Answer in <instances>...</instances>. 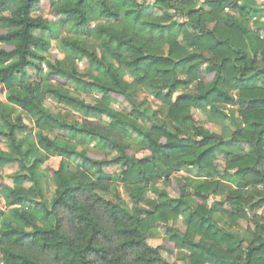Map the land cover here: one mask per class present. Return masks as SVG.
I'll return each instance as SVG.
<instances>
[{
	"label": "clouds",
	"instance_id": "obj_1",
	"mask_svg": "<svg viewBox=\"0 0 264 264\" xmlns=\"http://www.w3.org/2000/svg\"><path fill=\"white\" fill-rule=\"evenodd\" d=\"M0 264H264V0H0Z\"/></svg>",
	"mask_w": 264,
	"mask_h": 264
}]
</instances>
